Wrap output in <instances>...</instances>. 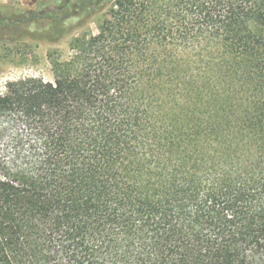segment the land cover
<instances>
[{"label": "trees", "instance_id": "obj_1", "mask_svg": "<svg viewBox=\"0 0 264 264\" xmlns=\"http://www.w3.org/2000/svg\"><path fill=\"white\" fill-rule=\"evenodd\" d=\"M66 40L0 94V264H264V0L0 5Z\"/></svg>", "mask_w": 264, "mask_h": 264}, {"label": "rangeland", "instance_id": "obj_2", "mask_svg": "<svg viewBox=\"0 0 264 264\" xmlns=\"http://www.w3.org/2000/svg\"><path fill=\"white\" fill-rule=\"evenodd\" d=\"M3 1V2H1ZM30 0H0V5L21 8ZM68 40L57 46L33 41H19L11 44H0V94L10 81L25 78L53 79L51 66L47 58L49 50L58 48L63 58L68 56Z\"/></svg>", "mask_w": 264, "mask_h": 264}, {"label": "crops", "instance_id": "obj_3", "mask_svg": "<svg viewBox=\"0 0 264 264\" xmlns=\"http://www.w3.org/2000/svg\"><path fill=\"white\" fill-rule=\"evenodd\" d=\"M1 2H3V1H1Z\"/></svg>", "mask_w": 264, "mask_h": 264}]
</instances>
